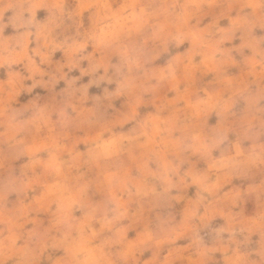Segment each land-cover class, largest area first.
<instances>
[{"label": "clouds", "instance_id": "1", "mask_svg": "<svg viewBox=\"0 0 264 264\" xmlns=\"http://www.w3.org/2000/svg\"><path fill=\"white\" fill-rule=\"evenodd\" d=\"M0 264H264V0H0Z\"/></svg>", "mask_w": 264, "mask_h": 264}]
</instances>
